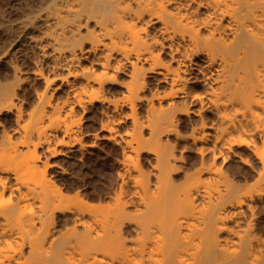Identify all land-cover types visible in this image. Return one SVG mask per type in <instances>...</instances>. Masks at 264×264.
I'll return each mask as SVG.
<instances>
[{
	"label": "bare ground",
	"instance_id": "6f19581e",
	"mask_svg": "<svg viewBox=\"0 0 264 264\" xmlns=\"http://www.w3.org/2000/svg\"><path fill=\"white\" fill-rule=\"evenodd\" d=\"M41 9L49 62L32 73L42 89L25 104L0 80V116L10 121L0 128V264H264V239L250 229L252 206H264V0H49ZM125 71L122 98L110 97L108 85ZM94 101L104 114L126 105L100 129L130 120L137 147L156 156V188L136 200L118 192L112 205L100 203L102 194L88 204L82 190L58 183L68 169L45 153L94 145L76 117V106ZM191 112L199 120L183 146L199 167L177 183L172 174L183 166L168 135L188 138L182 115ZM228 218L247 227L232 236ZM196 225L197 239L185 231Z\"/></svg>",
	"mask_w": 264,
	"mask_h": 264
},
{
	"label": "rangeland",
	"instance_id": "374dc122",
	"mask_svg": "<svg viewBox=\"0 0 264 264\" xmlns=\"http://www.w3.org/2000/svg\"><path fill=\"white\" fill-rule=\"evenodd\" d=\"M48 1L0 0V80L2 83L10 84L11 86L15 85L18 99H23L25 104L36 97L35 91L43 84L42 80L32 73V70L37 67L41 69L48 68L49 57L44 56V54L50 53V47L46 44L47 40L44 33L48 30V25L44 21V10L41 9ZM28 36L37 37L40 39L41 44L31 41ZM118 77L119 81L110 83L107 91L110 97L121 99L124 92V83L127 80L126 71L122 72ZM57 82H53L49 89ZM151 85L153 87L157 86L162 91H168L169 89L168 84L156 82L154 79H151ZM38 89L42 88L39 87ZM54 95L55 99L56 97L61 99L63 91L58 90ZM198 106V102L189 103L191 110L197 109ZM145 109L146 102H138L136 112L139 122L144 118ZM129 111L130 109L126 105H122L117 111L109 110L107 114H104L97 101L88 103L85 108L76 106V117L81 118L79 134L84 141L88 143L90 141L94 145H86L83 151L78 150L75 155L71 154L73 156H69L70 154L52 156L44 148L39 147L38 149L42 160L45 153L51 160L55 158L61 160L62 165L68 169V173L60 175L61 178H59L58 183L65 188L75 186L76 188L74 189L82 190L86 194L85 200L90 205H96L100 202L96 198L98 194H102L105 197L100 203L112 205L113 195H118V192L121 193L123 201L130 198L136 200L139 195H143L147 191L148 185L153 190L156 188L155 185L159 174L157 168L154 167L156 156L152 152L138 148L133 138V135L139 134V125L132 123L130 120H125L116 124L111 133L100 129L102 127L101 123L106 121V118L114 119L120 114ZM192 112L188 116L182 115L183 125L181 131L184 133L182 134L183 137L184 135L185 137L190 135L192 121L199 120V116ZM206 113L208 114L209 112L206 110ZM8 115H3L4 118L0 116L1 129L3 125L9 126L10 129ZM211 118L208 117L209 122ZM141 131L144 138L148 137L147 128L144 127ZM61 132H57V137L52 141L53 144L61 138ZM97 133L99 136L94 137ZM102 134L106 137H102ZM168 136L171 143L176 144L174 147V152L178 157L176 163L183 166L180 168L181 170L172 174L173 179L180 183L184 179L185 171L190 173L199 167L198 157L196 158L195 152L185 149V144L183 146V143L189 144V141H191L190 137L183 138V140L182 138L178 139L176 142L173 134ZM93 139L96 141L92 142ZM167 139L166 136H163V141ZM57 146L63 147L60 144ZM179 157H182V159H179ZM228 164L231 165V162ZM232 164L234 167L236 166L235 163L232 162ZM113 189L114 191L116 190V193ZM111 196L112 199L110 198ZM167 204L169 205L168 198ZM252 207L254 214L250 216L251 232L264 239V206L262 207L255 203ZM129 209L132 212L135 206L133 204L129 205ZM243 209L248 215V208L243 207ZM183 214H188V212ZM226 224L231 234L234 233V230L237 233V231L247 227L246 220L242 218L239 221H235V218H228ZM197 227V225L191 226V229H185V231L191 238L197 239ZM222 235H226V233L223 232ZM132 237L131 235L126 237V247L119 252V258L122 257V260L126 256H130L132 252L130 243Z\"/></svg>",
	"mask_w": 264,
	"mask_h": 264
}]
</instances>
